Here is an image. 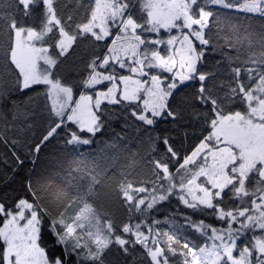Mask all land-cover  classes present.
Wrapping results in <instances>:
<instances>
[{"label":"snow or ice","instance_id":"1","mask_svg":"<svg viewBox=\"0 0 264 264\" xmlns=\"http://www.w3.org/2000/svg\"><path fill=\"white\" fill-rule=\"evenodd\" d=\"M0 144V264H264V0H0Z\"/></svg>","mask_w":264,"mask_h":264},{"label":"trees","instance_id":"2","mask_svg":"<svg viewBox=\"0 0 264 264\" xmlns=\"http://www.w3.org/2000/svg\"><path fill=\"white\" fill-rule=\"evenodd\" d=\"M253 23H254V25L258 26L260 23V20L256 19L253 21ZM39 123L40 122L38 121V124ZM41 130L42 129L40 126H38L36 129H34V131L37 134H39V132ZM23 135L27 138H34V137H32L31 132H25V133H23ZM6 152H8V150L2 144H0V191H3L5 189H9V188L18 187V184H19L20 180L22 179V176L12 175L10 165L4 163L3 155ZM8 154L10 156V153H8ZM61 156H62V153L60 152V146L57 144H53L48 149L47 155L41 161L42 167L44 169L50 170V169L58 167L61 163L66 165L68 162H70L75 157V154L67 157L66 159H60ZM98 162L103 163V161H98Z\"/></svg>","mask_w":264,"mask_h":264}]
</instances>
